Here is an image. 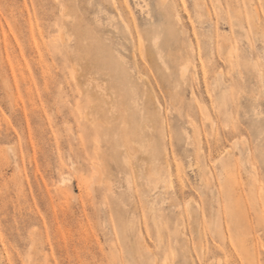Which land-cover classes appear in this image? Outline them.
I'll use <instances>...</instances> for the list:
<instances>
[{"label":"rangeland","instance_id":"1","mask_svg":"<svg viewBox=\"0 0 264 264\" xmlns=\"http://www.w3.org/2000/svg\"><path fill=\"white\" fill-rule=\"evenodd\" d=\"M0 264H264V0H0Z\"/></svg>","mask_w":264,"mask_h":264},{"label":"bare ground","instance_id":"2","mask_svg":"<svg viewBox=\"0 0 264 264\" xmlns=\"http://www.w3.org/2000/svg\"><path fill=\"white\" fill-rule=\"evenodd\" d=\"M131 35L133 36V39H135L137 42H138V37H135L134 36V34L131 32ZM62 39V41L64 42L65 41V39H63V38H61ZM67 41V40H66ZM75 65V64H74ZM92 65H94V64H92ZM76 67V65L73 67L74 68V73H75V77L74 78H76V76L78 77V69H76L75 68ZM99 68V67H98ZM92 69V68H91ZM185 72H186V68H184L183 70H182V74L184 75L185 74ZM141 73V72H140ZM182 75V76H183ZM117 78V77H116ZM91 80V79H90ZM80 81V80H79ZM111 82V81H110ZM79 83V82H78ZM112 83V82H111ZM115 84V83H114ZM98 87V90H99V88L101 89L100 90V96H103V99H105L106 101L107 100H109L110 99V96H108V94L107 93H105V91H103V88H101L99 85L97 86ZM95 95H90V98H91V103H94V104H98V102H99V98H96V96L94 97ZM102 98V97H101ZM87 115H89L88 113H87ZM90 116V115H89ZM85 117V116H84ZM87 117V119H88V116H86ZM86 119V120H87ZM89 120V119H88ZM91 122H92V124L94 125V126H97L94 122V120H91ZM213 127V126H212ZM110 183V182H109ZM106 184H108V183H106ZM111 184V183H110ZM109 185V184H108ZM108 185H106V186H108ZM110 187H111V185H110ZM113 187H111V189H112ZM110 188H108V190H111Z\"/></svg>","mask_w":264,"mask_h":264}]
</instances>
